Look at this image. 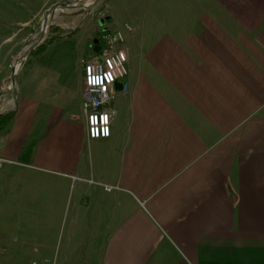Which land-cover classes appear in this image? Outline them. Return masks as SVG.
Listing matches in <instances>:
<instances>
[{
    "label": "crops",
    "instance_id": "1",
    "mask_svg": "<svg viewBox=\"0 0 264 264\" xmlns=\"http://www.w3.org/2000/svg\"><path fill=\"white\" fill-rule=\"evenodd\" d=\"M116 1L128 75L110 137H88L79 62L18 73L0 242L29 243L22 219L54 264H264V0Z\"/></svg>",
    "mask_w": 264,
    "mask_h": 264
},
{
    "label": "rangeland",
    "instance_id": "2",
    "mask_svg": "<svg viewBox=\"0 0 264 264\" xmlns=\"http://www.w3.org/2000/svg\"><path fill=\"white\" fill-rule=\"evenodd\" d=\"M66 1L69 0H58V2ZM171 1L173 0H165V3ZM56 2L57 0H0V68H4V72L0 76V92L11 88V67L15 64L16 67L20 65L15 75V87L3 95L0 101V129L8 121L5 113L14 106L17 76L23 64L30 66L41 58L44 63L74 64L77 61L84 66L82 60L88 62L100 57L98 52L94 50V41L98 39L103 45V33L108 30L106 26L112 22L111 15L115 10L109 5L110 0H80L77 7H59L50 16L44 38L30 51L41 31L45 15ZM116 2L113 0L112 4H118ZM84 5L86 6L84 7ZM45 6H48V9L44 11ZM119 7L122 9L121 13L128 17L129 10L127 7L122 3H119ZM157 13L160 15L159 17L170 16L166 9L165 12L164 9H159ZM60 23H63L64 29L58 26ZM48 36H50L48 41L54 39L59 41L56 40L57 42L45 49L42 48L44 50L36 54L37 47L45 42ZM33 38H36L34 42H30ZM22 222V219L18 221V236H22L24 239L27 235L31 238L29 243L0 242V264H34V262L37 264H54L56 261L53 250L35 244L34 238L31 237V233L35 232H30V225L22 224ZM28 231L30 233H27ZM37 234L48 238L47 233ZM61 236L58 239L59 243ZM44 252L49 253L48 261H44L40 257Z\"/></svg>",
    "mask_w": 264,
    "mask_h": 264
},
{
    "label": "built area",
    "instance_id": "3",
    "mask_svg": "<svg viewBox=\"0 0 264 264\" xmlns=\"http://www.w3.org/2000/svg\"><path fill=\"white\" fill-rule=\"evenodd\" d=\"M124 28L128 32H133L129 24H125ZM125 42L126 36L122 29L106 30L103 33V45L99 42L100 57L88 62L82 60L85 75L82 110L86 116L87 134L90 139H105L111 135L113 112L107 110L106 106L116 92V83L121 82L128 75V53L124 47ZM121 52L124 53L125 59L120 58ZM89 66L92 68L91 75L102 78V83L89 82ZM108 73L112 74L113 79L104 78ZM126 87L127 84L123 83L124 90ZM104 115L108 116L107 123L103 120ZM105 128L108 129L107 134ZM105 188L110 191L113 186L105 185Z\"/></svg>",
    "mask_w": 264,
    "mask_h": 264
},
{
    "label": "water",
    "instance_id": "4",
    "mask_svg": "<svg viewBox=\"0 0 264 264\" xmlns=\"http://www.w3.org/2000/svg\"><path fill=\"white\" fill-rule=\"evenodd\" d=\"M79 1L80 0H69V1H66V2H58V3H55L54 5L51 6V8L49 9L48 13L44 17L43 24H42V28H41V31H40L39 35L37 36V39L36 38H33L30 41V42H32V41L34 42V40L36 39V41L34 42V44H32V46L30 48V51L32 49H34L39 44V42L44 38V34L47 32V28H48V19L51 16V14L56 9H58L59 7H63V8H67V7L68 8L69 7H77V5H78L77 3ZM94 43H95L94 50L96 52H98L99 51V40L98 39H95ZM14 67H15L14 65H12V67H11L12 68V71H11L12 86H11L10 89L4 90V91H1L0 92V101H1V98H2L3 95L7 94L8 92H10L12 90V88L15 87L16 70H15ZM118 84H120V87L123 88V83L122 82H117L116 85H118Z\"/></svg>",
    "mask_w": 264,
    "mask_h": 264
},
{
    "label": "clouds",
    "instance_id": "5",
    "mask_svg": "<svg viewBox=\"0 0 264 264\" xmlns=\"http://www.w3.org/2000/svg\"><path fill=\"white\" fill-rule=\"evenodd\" d=\"M120 58H121V59H125V56H124V53H123V52H121V54H120ZM91 73H92V68H91V66H89V82H90V83H93L92 81H93L94 78L98 79V80L100 81V83H102V78H100V77H93V76L91 75ZM104 78H107L108 80H111V79H113V76H112L111 73H108V74L105 75ZM93 84H95V83H93ZM103 120H104L105 123H107V121H108V116H107V115H104ZM105 130H106L105 133L107 134V133H108V129L105 128ZM16 239H18V238H16Z\"/></svg>",
    "mask_w": 264,
    "mask_h": 264
},
{
    "label": "trees",
    "instance_id": "6",
    "mask_svg": "<svg viewBox=\"0 0 264 264\" xmlns=\"http://www.w3.org/2000/svg\"><path fill=\"white\" fill-rule=\"evenodd\" d=\"M49 37L50 36H48L47 38H46V40H45V42H43L42 44H40L38 47H37V49H36V54L37 53H39L41 50H44L45 48H47L49 45H51L52 43H54V42H56V40H49L48 41V39H49ZM42 48H44V49H42ZM6 116V118H7V120H9L10 119V117H12V114H7V115H5ZM5 116H3V117H5ZM0 119H1V117H0ZM6 123H7V121H6ZM4 127V126H3Z\"/></svg>",
    "mask_w": 264,
    "mask_h": 264
},
{
    "label": "bare ground",
    "instance_id": "7",
    "mask_svg": "<svg viewBox=\"0 0 264 264\" xmlns=\"http://www.w3.org/2000/svg\"><path fill=\"white\" fill-rule=\"evenodd\" d=\"M77 6H78V5H77ZM85 6H86V5H84V7H85ZM58 9H59V8H58ZM49 19H50V17H49ZM49 19H48V21H49ZM15 65H16V64H15ZM15 65H14V66H15ZM19 66H20V65H19ZM19 66H18V67H16V66L14 67L15 70H16V73H17V71H18V69H19ZM2 91H4V90H2Z\"/></svg>",
    "mask_w": 264,
    "mask_h": 264
},
{
    "label": "snow or ice",
    "instance_id": "8",
    "mask_svg": "<svg viewBox=\"0 0 264 264\" xmlns=\"http://www.w3.org/2000/svg\"><path fill=\"white\" fill-rule=\"evenodd\" d=\"M92 82H93V83H100V81H99L98 79H96V78H94ZM105 131H106V130H105Z\"/></svg>",
    "mask_w": 264,
    "mask_h": 264
}]
</instances>
